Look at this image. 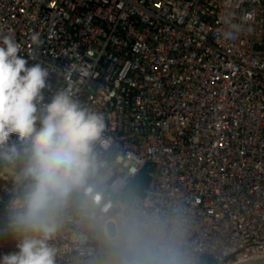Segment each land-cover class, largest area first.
Returning <instances> with one entry per match:
<instances>
[{
    "label": "built area",
    "instance_id": "obj_1",
    "mask_svg": "<svg viewBox=\"0 0 264 264\" xmlns=\"http://www.w3.org/2000/svg\"><path fill=\"white\" fill-rule=\"evenodd\" d=\"M9 33L49 68L45 100L66 90L104 117L89 179L100 199L69 197L56 264L264 254V0H0ZM13 146L0 155V254L15 250L3 230L28 182L24 142L13 133L0 153Z\"/></svg>",
    "mask_w": 264,
    "mask_h": 264
},
{
    "label": "clouds",
    "instance_id": "obj_2",
    "mask_svg": "<svg viewBox=\"0 0 264 264\" xmlns=\"http://www.w3.org/2000/svg\"><path fill=\"white\" fill-rule=\"evenodd\" d=\"M49 75L46 65L29 63L20 54L13 34L0 36V145L13 133L24 142L22 176L28 181L8 205L3 231L13 235L16 245L14 251L0 254V264H56L57 249L49 241L69 197L79 193L86 200L100 199L89 179L96 168L93 146L101 138L104 117L66 90L45 100ZM18 154L14 146L0 153L9 159Z\"/></svg>",
    "mask_w": 264,
    "mask_h": 264
},
{
    "label": "water",
    "instance_id": "obj_3",
    "mask_svg": "<svg viewBox=\"0 0 264 264\" xmlns=\"http://www.w3.org/2000/svg\"><path fill=\"white\" fill-rule=\"evenodd\" d=\"M236 264H264V254L260 256H256L254 258L244 260Z\"/></svg>",
    "mask_w": 264,
    "mask_h": 264
},
{
    "label": "trees",
    "instance_id": "obj_4",
    "mask_svg": "<svg viewBox=\"0 0 264 264\" xmlns=\"http://www.w3.org/2000/svg\"><path fill=\"white\" fill-rule=\"evenodd\" d=\"M131 262H133L134 264H141V262L137 261V260H134L133 257H129L128 258Z\"/></svg>",
    "mask_w": 264,
    "mask_h": 264
},
{
    "label": "bare ground",
    "instance_id": "obj_5",
    "mask_svg": "<svg viewBox=\"0 0 264 264\" xmlns=\"http://www.w3.org/2000/svg\"><path fill=\"white\" fill-rule=\"evenodd\" d=\"M125 264H129V263L127 262V263H125Z\"/></svg>",
    "mask_w": 264,
    "mask_h": 264
}]
</instances>
